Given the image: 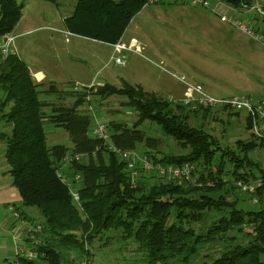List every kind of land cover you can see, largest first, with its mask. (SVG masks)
Segmentation results:
<instances>
[{"label":"trees","instance_id":"16d2710c","mask_svg":"<svg viewBox=\"0 0 264 264\" xmlns=\"http://www.w3.org/2000/svg\"><path fill=\"white\" fill-rule=\"evenodd\" d=\"M40 1L59 5V0ZM219 1L231 8L251 4L250 0ZM144 6L146 0H76L63 20L64 30L113 45ZM23 8L14 0H0V36L13 32ZM38 87L16 54L0 67V120L11 125L9 134H0L7 173L22 206L35 208L42 218L41 224L27 225L18 215L30 229L40 227V232L25 230L27 249L17 255L16 264H92L93 243L113 232H119L121 241L131 242L145 264H191L207 246L216 251L205 254L202 264H264V163L248 155L262 148L264 139L252 133L251 141L238 144L239 158L188 124L190 117L217 111H190L125 82L121 89L105 85L89 91L100 98H126L137 115L131 127L107 125L109 140L104 142L92 136L93 118L81 111L86 91L76 92L72 106L52 107L47 114L49 104L40 99ZM50 90L56 92L52 86ZM46 121L67 133L71 148L47 147ZM146 122L156 125L185 153L157 158L145 151L144 155L153 162L193 165L192 175L200 186L148 174L136 180L129 177L125 163L110 146L134 151L143 144L155 150L158 141L141 129ZM246 129L251 131L248 117ZM75 154L83 159L65 165L63 159ZM236 181L261 182V186L248 195L236 188ZM236 192L246 202L256 198L258 209L245 210ZM234 233L243 235V240ZM27 250L35 257L23 256Z\"/></svg>","mask_w":264,"mask_h":264},{"label":"rangeland","instance_id":"374dc122","mask_svg":"<svg viewBox=\"0 0 264 264\" xmlns=\"http://www.w3.org/2000/svg\"><path fill=\"white\" fill-rule=\"evenodd\" d=\"M14 1L24 5L23 18L12 32L16 36L15 54L34 73L35 70L49 73L43 83L40 77L33 79L42 91L40 99L49 104L45 109L47 114L51 113L52 107L72 106L76 95L74 87H78L79 92L88 93L81 111L92 116L93 127L95 120L106 125L113 123L131 127L137 115L127 106L126 98L115 95L100 98L93 92L105 85L121 89L126 82L140 86L147 94H154L160 99L179 101L184 90L176 78L180 76H185L192 83L201 84L215 97L242 95L254 100L264 99V46L221 23L207 9L180 4L176 0H162L156 5L144 6L124 34L126 42L134 37L144 45L142 56L124 53L122 57L126 65L119 67L111 61L113 54L109 45L71 37L64 31L62 18L70 14L69 10L76 0H60L59 8L40 0ZM210 1L213 5L214 1ZM250 2V5L264 4V0ZM227 7V15L238 16ZM249 8L243 9V14L248 13ZM248 14L246 18L251 20L250 27L264 34V19L256 12ZM221 29L224 31V39L220 35ZM54 62L56 65L52 64ZM50 65L54 67L53 71ZM51 86L56 92L50 90ZM3 124L6 123L0 121V133H7ZM188 124L201 129L220 148L234 152L239 158L242 153L238 144L253 139L252 132L246 129L245 112L220 111L207 116L190 117ZM141 129L146 137L156 139L158 144L155 150L142 144L134 151L142 155L147 151L157 158L164 154L178 156L185 153L156 125L146 122ZM44 131L48 148L56 145L72 147L64 130L46 121ZM248 155L252 161L262 165L264 146ZM0 162V172L7 171L9 167L5 163L4 144L1 141ZM227 168L231 169L229 166ZM5 179L7 185L3 195L9 206L0 205V264H16L17 255L27 247L17 251L13 249L16 240L9 234L8 225L16 223V233L22 234L28 228L19 227L20 213L31 215L34 225L41 224L42 218L35 208L22 206L11 180L9 177ZM152 182L154 179L149 180V183ZM236 195L245 210L258 209L252 200L246 202L248 199L242 193L236 192ZM234 234L240 241L243 240V235ZM90 250L93 255L92 264H145L131 242L121 241L119 232L107 234L101 242L95 241ZM213 251L207 246L191 264H202V257ZM22 255L26 256L25 253ZM37 263L41 264V261Z\"/></svg>","mask_w":264,"mask_h":264},{"label":"built area","instance_id":"2783aa9c","mask_svg":"<svg viewBox=\"0 0 264 264\" xmlns=\"http://www.w3.org/2000/svg\"><path fill=\"white\" fill-rule=\"evenodd\" d=\"M162 0H146V6L156 5ZM180 4L190 5L192 7H199L207 9L208 11L215 14L219 21L223 24H227L242 34L250 38L256 43L264 46V34L261 32L254 31L251 26V20L247 19L249 12H256L264 19V4L257 5H241L238 8H230L233 13H237L238 16L227 15L226 10L220 12V2L217 1L218 5H212L210 0H176ZM215 1V0H214ZM250 7L249 12L243 14V9ZM228 11V10H227ZM243 15V17H242ZM250 18V17H249ZM248 20V21H246ZM16 37L12 34H5L0 36V67L10 56L15 54V42ZM112 48L111 61L116 66L124 67L125 61L122 55L124 53H131L142 56V47L134 39L128 42L118 41L117 43L110 45ZM158 65L159 67L161 66ZM184 87L183 96L179 101H174L190 111H199L208 109L217 112H245L246 116L250 120L251 132L255 137L264 139V99L254 100L250 97L236 95L233 97H215L212 96L201 84L192 83L188 81L185 76L176 77ZM75 92H79L78 87H74ZM92 136L96 137L104 142L109 140V132L107 125L95 120V127L92 130ZM110 150L117 153L122 161L125 163V170L132 180H136L139 175H153L156 178L173 181V182H186L193 185H201V183L195 181L192 173L194 166L188 163L175 166L163 164L160 162L151 161L146 155H142L136 151H121L114 146H110ZM83 159L82 155H67L63 162L65 165L75 161L79 162ZM78 179V177H76ZM207 185H211V182H207ZM237 189L241 192L247 193L248 195H254L256 189L261 186V182L256 183H243L242 181H236L234 183ZM72 196L75 201H78V195L75 191H72ZM253 203L257 204V199H252ZM33 232H40V227L36 226L30 229ZM24 251V250H23ZM22 251V252H23ZM35 253L28 251L26 256L29 258L35 257Z\"/></svg>","mask_w":264,"mask_h":264},{"label":"crops","instance_id":"0c3cea01","mask_svg":"<svg viewBox=\"0 0 264 264\" xmlns=\"http://www.w3.org/2000/svg\"><path fill=\"white\" fill-rule=\"evenodd\" d=\"M214 1V0H213ZM59 2H60V0H59ZM76 2V1H75ZM75 2H74V5H75ZM218 2H220V1H218ZM59 5H58V7L57 8H59L61 5H60V3H58ZM220 4L221 5H219V11L220 12H222L223 10L225 11L226 10V12H228L227 10H228V7H227V5H225L224 3H222V2H220ZM74 5L72 6V8L69 10V13L71 14L72 13V11H73V7H74ZM213 5H218V3L216 2V1H214L213 2ZM142 11V10H141ZM22 12H23V10H22ZM69 14V15H70ZM139 14V13H138ZM69 15H67V16H69ZM67 16H64L63 18H62V23H63V20H64V18L65 17H67ZM23 18V15L21 16V19ZM19 23V22H18ZM131 23V22H130ZM130 25V24H129ZM63 28H64V26H63ZM128 28V27H127ZM127 30V29H126ZM65 31V30H64ZM126 32V31H125ZM125 32H124V34H125ZM223 30L221 29V37L224 39L225 38V35L223 34ZM66 34L68 35V36H71V37H75V38H82V37H78V36H74V35H71V34H69V33H67L66 32ZM15 36V35H14ZM16 37V36H15ZM82 39H85V38H82ZM131 39H134V40H136L137 42H138V44L142 47V49H143V51H144V45L140 42V41H138V39H136V38H134V37H131L129 40H131ZM86 40H88V39H86ZM128 40V41H129ZM68 40H66V42H67ZM91 41V40H90ZM121 41H124V42H126V40H124V35L122 36V38H121ZM127 41V42H128ZM92 42H94V41H92ZM98 43V42H97ZM101 44V43H100ZM105 45V44H104ZM110 46V45H109ZM111 47V46H110ZM15 52H16V50H15ZM17 55V54H16ZM18 56V55H17ZM19 58V57H18ZM52 64H54V65H56V63L54 62V63H52ZM28 67V66H27ZM29 69V68H28ZM50 69L53 71V69H54V67L52 66V65H50ZM29 71H30V74H31V77H32V79H34V78H36V77H40V79H43V81L41 82V83H43L44 81H46L47 80V78H48V76L47 75H49V73H46V72H44V71H41V70H39V71H37V70H35V73L31 70V68L29 69ZM51 74V73H50ZM52 74H54V73H52ZM34 81V80H33ZM51 81V80H50ZM87 87H89V86H87ZM184 91V90H183ZM73 100H75V99H73ZM74 102V101H73ZM247 117V116H246ZM1 121V120H0ZM3 122V121H2ZM3 128H4V130H6L7 131V133L6 134H9L10 133V131H11V125L10 124H3ZM5 133V132H4ZM0 134H2V133H0ZM1 163V162H0ZM8 170L7 171H3V172H0V205H4V206H9V204L8 203H6L5 201V198H6V196H4L3 194H4V192H5V188H6V185H7V182L5 181L6 179L5 178H8L9 177V175H8ZM9 179H10V177H9ZM11 180V179H10ZM10 182H12V181H10ZM20 215H21V219L22 220H24V222H25V224H30L31 222H33V218H32V216L31 215H29V214H27V213H23V214H21L20 213ZM23 217V218H22ZM31 221V222H30ZM23 222H20V225H19V227H22V229H23V226L25 225ZM8 228H9V234H12L11 236L16 240V244H15V248H13L15 251H17V249H21V248H23V247H25L26 246V243L24 242L25 241V239H26V236L24 235V234H26V232L24 233V232H22V234H20V233H16L17 231V225H16V223L14 224H9L8 225ZM17 263V262H16Z\"/></svg>","mask_w":264,"mask_h":264}]
</instances>
